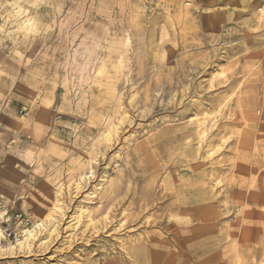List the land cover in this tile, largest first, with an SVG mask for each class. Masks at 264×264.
<instances>
[{
	"label": "rangeland",
	"instance_id": "374dc122",
	"mask_svg": "<svg viewBox=\"0 0 264 264\" xmlns=\"http://www.w3.org/2000/svg\"><path fill=\"white\" fill-rule=\"evenodd\" d=\"M0 232V264H264V0H0Z\"/></svg>",
	"mask_w": 264,
	"mask_h": 264
},
{
	"label": "bare ground",
	"instance_id": "6f19581e",
	"mask_svg": "<svg viewBox=\"0 0 264 264\" xmlns=\"http://www.w3.org/2000/svg\"><path fill=\"white\" fill-rule=\"evenodd\" d=\"M17 14V13H16ZM18 15V14H17ZM31 21V20H30ZM29 21V22H30ZM26 22L27 21H25L24 20V25H26ZM28 22V23H29ZM31 24V23H30ZM32 25V24H31ZM29 27H31V26H29ZM34 27V26H33ZM20 28V27H19ZM24 28H27V27H24ZM24 30V29H23ZM26 30V29H25ZM200 125L201 126H204V122H201L200 123ZM202 129V128H201ZM91 173V172H90ZM80 181V180H79ZM80 188V185H78V188L77 189H79ZM107 199V198H106ZM59 200V199H58ZM104 206V205H103ZM102 206V207H103ZM101 207V208H102ZM145 208V207H144ZM85 208H82V206L80 207V208H78L77 210H76V213H78V214H75L76 215V217L74 218V219H77V223H78V221H80V219H81V217L84 215V218H85V212H86V210H88V209H85ZM148 209V208H147ZM63 210V206H62V204L61 203H56L55 204V207L52 209V212L51 211H49V212H51L50 214H49V216H47V220L45 221H40L39 222V224H38V228H39V230H37V229H35V228H30V229H27L26 231H25V233H26V238H25V243L26 244H28L26 241H28V240H34L36 237H37V235H39V231H44V230H46L47 232H46V236H44V237H40V238H38V241H40V243H39V245L41 246V247H46L47 246V244H48V242H49V240H50V238H51V235L53 234V233H57L58 231V226H57V223H58V219L57 220H55L56 219V215L60 212V211H62ZM99 210V209H98ZM101 210V209H100ZM89 211V210H88ZM48 212V213H49ZM98 212V211H97ZM102 212V211H101ZM119 213H122V212H119ZM62 214V213H61ZM59 215H60V213H59ZM90 215V214H89ZM123 215V214H122ZM69 217V216H68ZM90 217L91 216H89V217H87L88 218V220L90 219ZM109 217V216H108ZM105 218H107V217H105ZM123 218V217H122ZM126 218H127V216H126ZM108 219V218H107ZM111 218L109 217V220H110ZM108 220V221H109ZM127 220V219H126ZM91 221H93V220H91ZM106 221V220H105ZM122 221V219L120 220V222ZM111 222H113V221H111ZM110 222V223H111ZM115 223V222H114ZM118 223H119V221H118ZM82 224V223H81ZM74 225V224H73ZM72 225V226H73ZM97 225V224H96ZM102 225V224H101ZM110 225V224H109ZM75 226V225H74ZM94 226V225H93ZM112 226V225H111ZM108 227V226H107ZM94 229L93 230H95V233H98L99 232V228L97 227V226H94L93 227ZM76 229V228H75ZM114 229V228H113ZM91 230V229H90ZM2 232V231H1ZM1 232H0V235H1ZM102 232V231H101ZM210 232H211V230H204V233H205V236H204V239H209L210 237ZM59 233V232H58ZM41 234V233H40ZM57 235V234H56ZM111 235V234H110ZM156 235V234H155ZM161 235V234H160ZM40 236V235H39ZM38 236V237H39ZM151 236V235H150ZM73 237V236H72ZM70 238H71V236H69V240H68V242H70V244H71V241H70ZM75 238V237H74ZM73 238V239H74ZM151 238V237H150ZM168 238V237H167ZM44 239H48V240H44ZM71 240H72V238H71ZM76 240V239H75ZM75 240H73V241H75ZM24 241H21V243L20 244H23L24 243ZM66 241V240H65ZM19 243V242H18ZM140 243V242H139ZM141 245H136V246H130V247H128L127 248V250H126V256H127V259H129V260H131L132 261V264H157L158 262H160V260L162 259V255H163V251H161L162 249H163V246L164 245H159V246H156V247H154V246H152L151 245V248H147V247H149L146 243L144 244V243H140ZM33 245V244H32ZM24 246H26L27 247V245H24ZM28 246H29V244H28ZM31 246V245H30ZM14 248V247H13ZM20 248H21V246H20ZM26 249V248H25ZM28 249V248H27ZM40 250V249H39ZM30 251V250H29ZM208 256H214V254H213V252H210V253H208L207 254ZM216 255V254H215ZM206 258H208V257H206ZM249 262V261H248ZM111 264H117L116 262H113V263H111ZM220 264H233V260L232 259H228L226 262H222V263H220ZM238 264V263H237Z\"/></svg>",
	"mask_w": 264,
	"mask_h": 264
},
{
	"label": "built area",
	"instance_id": "2783aa9c",
	"mask_svg": "<svg viewBox=\"0 0 264 264\" xmlns=\"http://www.w3.org/2000/svg\"><path fill=\"white\" fill-rule=\"evenodd\" d=\"M7 216V214H6ZM14 220V222L18 225H21V226H27L29 225L30 223H32L33 221V216L31 215H26L22 212H15L12 216H8L2 223L4 224H8L10 221ZM5 235L3 236L5 239H11L12 237L16 238V236H18L20 233H13V232H10V233H7V230L5 231ZM13 235V236H12Z\"/></svg>",
	"mask_w": 264,
	"mask_h": 264
}]
</instances>
